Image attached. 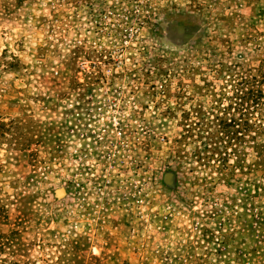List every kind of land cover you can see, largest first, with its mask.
Returning <instances> with one entry per match:
<instances>
[{
	"label": "rangeland",
	"instance_id": "374dc122",
	"mask_svg": "<svg viewBox=\"0 0 264 264\" xmlns=\"http://www.w3.org/2000/svg\"><path fill=\"white\" fill-rule=\"evenodd\" d=\"M0 264H264V0H0Z\"/></svg>",
	"mask_w": 264,
	"mask_h": 264
},
{
	"label": "built area",
	"instance_id": "2783aa9c",
	"mask_svg": "<svg viewBox=\"0 0 264 264\" xmlns=\"http://www.w3.org/2000/svg\"><path fill=\"white\" fill-rule=\"evenodd\" d=\"M83 109H84V107H78L77 106V108H76V114H77V117H79V119H81L80 117L83 115V113H84V111H83ZM90 115H92V114H90ZM82 122V121H81ZM82 124H83V122H82ZM114 124V125H113ZM111 123V124H107L106 123V125H104L103 127H102V129H104L105 130V132H107L106 134H104V136H106L107 134H108V131L110 130V128L111 127H113V126H115L116 128H122L121 127V120L119 121H117L116 123ZM77 126H78V128H80L81 130H83V128H82V126H81V124L80 123H77L76 124ZM84 125V124H83ZM113 125V126H112ZM84 127V126H83ZM122 133V132H121ZM83 135H84V138H86V134L85 133H83ZM91 137V136H90ZM90 137H87L88 139H90L91 141H93V142H96L97 144H99V142H102L103 141V139H99V138H95V137H93L92 136V138H90ZM93 139V140H92ZM92 144V143H91Z\"/></svg>",
	"mask_w": 264,
	"mask_h": 264
}]
</instances>
